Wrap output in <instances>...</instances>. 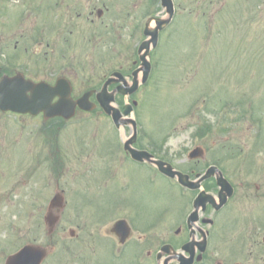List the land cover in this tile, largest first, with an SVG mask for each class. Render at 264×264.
Returning a JSON list of instances; mask_svg holds the SVG:
<instances>
[{
    "label": "rangeland",
    "instance_id": "1",
    "mask_svg": "<svg viewBox=\"0 0 264 264\" xmlns=\"http://www.w3.org/2000/svg\"><path fill=\"white\" fill-rule=\"evenodd\" d=\"M21 1L0 0V65L9 59L10 70L34 80L53 82L65 76L73 97L100 89L114 70L130 74V83L139 64L137 49L144 39L147 11L166 17L156 0L152 6L148 0H73L72 18L68 15L72 5L65 4L51 16L56 27L65 29L55 36L38 30L34 14L14 23L18 7L23 9ZM93 4L103 11L88 23L86 8ZM174 4L171 23L150 51L147 81L131 96L117 94L114 104L121 109L136 101L131 117L138 125V147L150 144L155 158L191 175L213 164L232 183L248 179L245 210L238 207L236 196L217 216L226 227L236 218L237 238L242 220L261 238L264 204L252 202H257L255 194L264 201V0H174ZM131 133V124L116 128L98 106L90 112L78 109L62 122L44 120L40 114L0 112V235L15 239L18 227H23L21 242L37 237L38 243L49 245L43 217L58 190L63 191L66 206L60 240L51 243V252L60 264H98L102 254H108L112 236L79 234L72 239L68 234L78 222L85 229H99L98 209L106 216L104 224L130 215L138 224L152 223L157 241L172 239L191 209L193 193L183 196V189L172 186L155 169L120 158L119 138ZM196 145L203 148L204 158L189 160ZM122 205L126 211H111ZM259 241V246L251 240L244 253L215 263L264 264L259 255L264 245ZM215 251L216 258H224ZM233 251L229 246L227 252ZM80 252L88 253L85 261L74 257Z\"/></svg>",
    "mask_w": 264,
    "mask_h": 264
},
{
    "label": "flooded vegetation",
    "instance_id": "2",
    "mask_svg": "<svg viewBox=\"0 0 264 264\" xmlns=\"http://www.w3.org/2000/svg\"><path fill=\"white\" fill-rule=\"evenodd\" d=\"M38 3L36 4L37 7V28L39 30H47L48 32H51L55 35L58 34H63L65 29L60 27H56L52 25L51 21V9H52V0H37ZM73 0H60L56 1V3L61 4V8H63L64 4L69 7L71 6V9L68 11V15H70V18L73 17ZM43 8V10H42ZM88 10V14L86 15L85 19L89 20L91 23L95 22V18L90 17L93 13L96 12V15L98 16L99 9L96 6V4H93L89 7L86 8ZM98 9V10H97ZM42 12H43V17H42ZM76 15L79 16L80 12H76ZM43 22V23H42ZM42 25L45 27L42 28ZM58 30V31H57ZM126 158H129L126 155ZM204 172V171H203ZM200 171H195L193 173L194 180H197L199 182V189L204 190L208 195H214L216 196L218 192V186L216 183V178L215 176H210L208 178H204L202 176V173ZM199 174V176H198ZM233 189H234V194L230 198V202L235 199V201L238 203V207H243L247 202H248V192H249V187H250V182L245 179L241 182L237 183H232ZM241 186L242 190L239 189L238 187ZM197 190H190L194 191V196L197 194L199 191ZM237 189H238V194H237ZM211 198V197H210ZM239 199V201H238ZM119 209H115L114 211H117ZM61 215V213H59ZM127 216V217H126ZM120 215L116 219H121L125 218L128 222L129 225V234L127 239L125 240V243L123 245H120V248L118 249L119 253V258L118 260L120 261L121 264L124 263H129V264H153V259L158 261L161 258H164L166 256H162L158 259L157 254L160 249V247L164 244H169L175 249H180L181 245H183L187 239V237L194 236L197 242H202L203 240L206 241V250L203 254L202 261H204L205 264H210L215 261L216 259V251L217 249V244L220 235L222 234V230L226 228L224 225L222 226L219 219L217 218V212L213 208V203L211 201H206L205 206L202 209L201 213L199 214L198 220H196L194 226H193V232L191 227H186L183 222L180 223L179 227L174 231V235H171L173 238L172 239H163L161 242L157 241L153 235H151V230L149 228V225L136 223L130 215ZM103 220H99L98 222H95L96 225L99 227L97 230H89L85 229V226H82L79 222L76 223V229L73 232L74 235H76V238L78 237L79 234L87 235V234H99V235H109L112 236L115 241L118 240V238L114 235V233L111 230V224L107 225L104 224L106 216L102 217ZM38 224V222L36 221ZM103 223V224H100ZM137 224V225H136ZM243 226L241 229V232L243 234V237L241 238L240 241H237V238H231V245H238L241 244L242 247V253H244L245 249L247 248L249 241H253L257 246L260 245V241L262 245H264V235L260 238L258 235L256 236V232L249 229L247 222H243ZM145 226V228H144ZM56 226L55 230L50 232V241H53L54 239V233H60L61 227L57 228ZM185 236V237H184ZM184 237V238H183ZM37 237H34L32 241H23L19 242L20 245H23L27 242L29 243H36ZM22 240V238H21ZM173 240L177 241L178 243L174 242ZM16 244V243H14ZM198 248V246L196 245ZM11 244L9 237L2 238L0 240V264H5L8 257L11 254ZM172 250V249H171ZM198 254V252L196 253ZM259 255L264 256V248H261L259 250ZM168 256V255H167ZM76 257V260L79 261H85L84 257L86 256V253L81 254V255H74ZM73 258V255H72ZM58 258L56 255L49 253L48 256H46L41 264H59L60 262L57 260ZM87 259V258H86Z\"/></svg>",
    "mask_w": 264,
    "mask_h": 264
},
{
    "label": "water",
    "instance_id": "3",
    "mask_svg": "<svg viewBox=\"0 0 264 264\" xmlns=\"http://www.w3.org/2000/svg\"><path fill=\"white\" fill-rule=\"evenodd\" d=\"M163 6L166 7L169 17L167 19L156 18V27L154 28H146L144 31L145 35H150L151 38L142 42L139 47V51L145 48V52L140 55V59L142 60L143 65V79L145 81L149 70L150 63L145 59V56L149 53V43L152 42L153 46L156 45L158 39V31L163 28L166 24L169 23L172 15H173V5L172 0H161ZM138 69L134 71V83L129 88H124L122 86L118 87V91L120 93H132L137 89V74ZM115 75L121 78V74L119 72H115ZM112 81H116L114 79H108L101 92L98 93L97 99L100 102V105L104 109V111L112 116L113 121L116 125L120 123H125L126 121H130L135 125V122L131 119H120V111L111 106L110 102L114 100L113 93L107 92V85ZM91 92H86L79 99L73 100L70 97V86L67 84L64 79H58L54 86H51L45 82L33 83L30 81H26L22 76L18 75L12 78L3 77L0 80V108L2 109H10L18 112H30L35 114L39 111L44 112L45 117H51L55 115H62L65 118L71 117L75 112V107L78 105L80 108L85 110H90L94 107V104L89 101V95ZM55 95L59 96V99L52 103V99ZM131 110V106L127 105L124 110V114H128ZM135 140V134L132 138L128 140L126 143L127 146ZM132 155L137 157L140 152L131 149ZM193 155H197V152H193ZM191 154V155H192ZM159 165L160 169L174 176L178 174L179 179L182 178L181 173L178 171H173L171 166L162 161H156ZM52 204H60V198L58 195H55L51 200ZM44 250L39 247L33 246H25L14 259L17 258L18 262L21 263L25 261L23 257L27 258L28 256H34L32 260L38 263L39 259L43 256ZM25 255V256H24ZM192 258H187L185 264H191ZM11 263V262H10ZM22 264V263H21Z\"/></svg>",
    "mask_w": 264,
    "mask_h": 264
}]
</instances>
